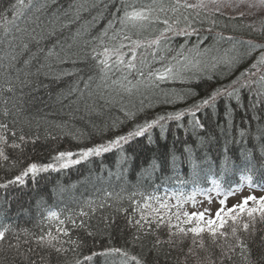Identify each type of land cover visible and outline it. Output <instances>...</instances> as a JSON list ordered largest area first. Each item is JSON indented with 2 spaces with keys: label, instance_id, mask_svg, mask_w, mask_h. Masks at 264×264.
Returning <instances> with one entry per match:
<instances>
[{
  "label": "trees",
  "instance_id": "1",
  "mask_svg": "<svg viewBox=\"0 0 264 264\" xmlns=\"http://www.w3.org/2000/svg\"><path fill=\"white\" fill-rule=\"evenodd\" d=\"M198 1L187 0L189 4ZM150 2L139 0L144 4ZM169 2L165 0V3ZM14 3L15 0H0V13ZM80 4H84V8L77 15L76 9ZM119 6V0H33V7L16 21L18 27L26 31L19 32L12 27L4 35L0 30V124L8 127L9 131L3 134L9 145L15 141L23 148L21 152L20 149L5 146L10 159H0V184H6L33 162L49 163L59 152L75 153L123 135L132 130L135 124L152 119L159 113L188 107L193 101L175 105H164L160 101L164 99V92L171 89H194L199 93L196 100L208 96L221 84L236 80L259 56V51L231 70L221 61L244 53L247 49L243 41L264 43V35L258 31L264 27V16L251 19L203 8L188 9L187 12L181 10L192 21L191 27L197 30L195 34L174 37L169 41L171 51L157 52L155 60L150 55L152 48L138 49L135 63L137 68H142L143 77L135 69H123L113 70L109 78L102 81V73L95 67L96 62L90 58L83 59L84 53L91 48V45L85 47L84 41L98 35L113 19V13ZM36 7H40V11L37 12ZM168 15L175 20L172 13ZM180 19L181 23L175 25L177 29L186 26L182 16ZM64 24H68V27H62ZM116 27L120 25L117 23ZM154 27L159 29L164 26ZM53 30L55 34L48 35ZM77 30L81 32L79 37L75 36ZM157 35L159 32L150 28L133 38L147 41ZM198 39L202 40L199 44L201 54L196 56L188 49L196 45ZM25 43L29 46L28 50L23 48ZM182 44L187 45L184 55L194 58L193 63L200 61L198 67L189 66L184 73L192 78V82L180 84L169 81L160 83L158 87L147 86L149 72L161 68L165 63L174 64L172 57L176 56ZM54 45L59 59L46 56ZM66 52L80 53V57L66 58ZM13 55L16 60L11 61L12 66L9 67ZM130 56L131 53L125 59ZM161 56L165 60L161 61ZM73 59L77 61L75 64L71 62ZM28 60L30 63L25 64ZM61 60L65 62L61 63ZM213 63L217 65L215 68L212 67ZM229 71L231 74H227ZM252 71L256 75L245 76L244 82L254 81L264 74V68ZM69 72L73 74L65 75ZM125 74H128L132 85H136L131 92L120 84H112L113 80H121ZM89 76L93 77L91 81L88 80ZM138 81L142 82L137 84ZM124 83L127 84V81ZM9 86L12 91H7ZM256 90L255 84L251 90L241 89L239 106L235 100L225 101L221 98L215 109H202L198 113L204 126L202 129L193 130L188 116L181 121L183 128L171 121L167 123L163 135L158 127L152 129L151 143L146 134L123 145V160L122 153L113 150L88 157L67 168L40 172L34 179L30 175L24 185L9 184L6 188H0V219L11 223L14 229L0 242V264H75L78 259L83 264H110L112 260L118 261L119 257H106L99 253L114 247L137 255L143 264H208L209 257L216 264H221L222 259L223 264H244L239 255V241L231 233L233 225L237 227L236 236L249 245L254 257L258 255L264 244V221H261L259 212L253 213V220L247 212L241 213L237 207L232 215H237L238 219L233 222L228 214L229 208L223 214L227 223L215 238L206 227L199 235L188 232L196 221L184 224L183 214L179 221L173 215L171 232L175 234L170 236L169 228L164 226L155 231L148 228L137 231L136 227L130 226L134 203L128 199L134 191L155 192L161 197H172L168 203L175 206L174 192H183L184 197L193 193L206 195L215 187L226 195L242 185L241 178L244 176L252 177V187L264 188V97L257 98L254 95ZM257 100L253 108L252 104ZM228 104L231 105L230 109ZM229 111L231 116L228 115ZM127 112L136 113V118L128 119ZM118 121L124 123L118 129H112L113 122ZM242 131L245 133L243 136ZM21 135L25 141L35 139V143H21ZM214 180L216 185L213 184ZM106 192H112L113 196L105 198ZM89 200L95 201L92 205L94 211L86 206ZM133 200L141 198L136 196ZM101 203L105 204L103 208L99 207ZM258 204L259 201L250 200L246 207H258ZM153 205L158 206L155 202ZM80 209L89 215L81 217L76 214ZM118 209H127V213ZM49 210L59 212L60 219L71 215L76 225L83 220L84 226H76L65 220L63 227L68 230L65 236L63 232H58L60 225L57 220L47 219ZM176 210L173 207L170 214ZM179 210L185 213L181 204ZM135 218L139 219L138 213ZM241 223H248L249 229L245 231L240 227ZM176 224L183 227L185 233H180L174 227ZM48 232L59 237L56 246L64 251L57 252L46 244L38 243V237L44 235L47 239ZM219 232L226 235L220 236ZM133 235L139 239L133 241ZM157 237L162 241L159 244L156 243ZM169 238L171 244L165 242ZM229 246L236 249L228 253L232 260L221 256L222 251L228 252ZM190 247L194 255L188 253ZM93 253L97 255L91 261H84V256Z\"/></svg>",
  "mask_w": 264,
  "mask_h": 264
},
{
  "label": "snow or ice",
  "instance_id": "2",
  "mask_svg": "<svg viewBox=\"0 0 264 264\" xmlns=\"http://www.w3.org/2000/svg\"><path fill=\"white\" fill-rule=\"evenodd\" d=\"M210 3L217 5L215 11L219 12L220 5L224 2V0H209ZM120 6L117 7L113 13V19L109 20L107 25L100 31L98 35L92 37L89 40L84 41V46L87 47L91 45L90 51L84 53L83 59H92L95 61V67L98 69L101 75V80H107L109 78V73L113 70L123 71V69L133 70L135 69L137 73L143 77L144 72L142 68H137L135 61L137 60V50L144 48H152L153 51L150 53L152 55L153 60L156 59L157 52L161 50L171 51L169 47V41L172 40L176 36H185L190 37L191 35L197 32L196 29L192 28V21L189 20L187 15H184L181 10L187 12L188 9L195 8H205L207 7L204 0H200L198 4H189L187 0H170L169 3H165V0H151L150 3L144 4L139 3V0H119ZM33 7V0H15L14 4H11L8 8H6L3 13H0V30L3 31L4 35H7L12 27H16V30L19 32H24L26 29H21L16 24V21L25 16L27 10ZM40 7H43L41 5ZM40 7H36V11H40ZM251 8H258L264 10V0H255L254 3L249 4ZM84 8V4H80L76 11L77 15L79 14L80 9ZM172 13L175 16V20H172V17L168 15V13ZM9 15L11 18L9 19ZM198 15V13H197ZM243 16V13H240ZM183 17L185 22V27L181 29H177L175 25L181 23L180 17ZM39 18L37 17V21ZM171 21V22H170ZM117 23L120 25L119 28L116 27ZM215 23V21H212ZM163 25L164 27L156 29L154 26ZM62 27H68V24H64ZM249 27H252L249 25ZM152 28L154 31H158L159 35H157L154 39L151 40H141L139 37L143 32ZM34 31V29H33ZM262 35H264V27L258 30ZM111 32V35L109 33ZM171 33L172 35H168ZM55 31H50L48 35H54ZM81 35L80 30H77L75 33L76 37ZM15 39V37H13ZM229 40L232 37H228ZM163 42V45H162ZM39 43V41H37ZM202 43V40L198 39L196 45H193L188 49L189 53H195L196 56L201 54L199 49V44ZM242 44L246 45V51L242 54L237 53V55L232 57H226L221 63H224L229 69H233L243 62L244 59L251 58L253 53L259 51V56L255 59V61L250 65L249 68L245 69L240 73V76L236 78V80L232 81L229 84H221L219 87L214 89L208 96L196 100L195 98L199 96V93L195 92L194 89H171L168 92H164V99L160 101L161 104L164 105H175L181 102L193 101L188 104L186 108H178L172 112H164L157 114L152 119H146L143 123L135 124L132 130L128 131L123 135H117L108 139L102 143H97L92 145L91 147H86L78 150L77 152H59L57 155L52 157V161L46 164H38L31 163L26 168H24L19 175H16L13 179L9 180L6 184H0V188H6L9 184H19L24 185L26 183V178L30 175L34 179L35 176L40 172H46L48 170H59V168H67L70 165L79 164L82 160L87 159L91 156H100L104 153L111 152L113 150H119L121 155V160L125 159L123 156V145L129 144L136 138L144 137L147 134V138L149 143L152 141V133L151 130L154 128H159L161 134L166 131V125L168 122L175 121L177 122V127L183 128L184 125L181 123L185 116L190 117L189 124L191 125L193 130L202 129L204 126L201 124L198 113L201 112L202 109L211 107L212 109L216 108L218 100L223 98L225 101L235 100L237 105H240V92L241 89L251 90L252 85H256V92L254 95L257 98L264 97V74L259 75L256 80H249L244 82L243 78L245 76H255L256 73L253 72V69L260 71L264 68V43L258 44L252 40L243 41ZM28 44H23L24 50H28ZM71 48V45H68ZM187 47L186 44H182L179 46V50L177 51L176 56L172 57V60L175 63H165L161 68L156 69L155 71L149 72L147 86H156L158 87L160 83L165 82H173L180 84H190L192 82L191 77H187L184 75L185 71L189 68V66L198 67L200 64L199 60H196L193 63L194 58H190L189 55H184V49ZM235 47V46H234ZM56 46L54 45L51 49L46 53L47 57L56 56L58 59L60 58L59 53L55 51ZM124 49L128 51L125 52ZM63 50V49H62ZM38 51H43V49H39ZM206 51V50H205ZM131 53L129 59H125L128 54ZM75 56L77 58L80 57V53H65V57ZM182 56V59L180 57ZM161 61L165 60V57L161 56L159 58ZM16 56H11V60L9 63V67L12 66L11 61H15ZM65 62V60H61V63ZM75 64L77 61L73 59L71 61ZM30 60L25 61V64H29ZM141 64H144V60H141ZM217 65L213 63L212 67L215 68ZM43 67V65H41ZM73 73H65V75H71ZM130 74V73H129ZM227 74H231L230 71ZM93 79L92 76L88 77V80L91 81ZM211 79V77H209ZM127 81V84L124 83ZM142 81H138L137 84ZM112 84H120L122 88L126 91L131 92L133 87L136 85H132V82L128 80V74L123 75L121 80H113ZM239 85V87H236ZM87 83L85 87H87ZM7 91H12V88L9 86ZM257 101H254L252 107L255 108ZM151 107V105H150ZM227 107L230 109L231 105L228 104ZM228 115L231 116V112H228ZM126 117L128 119L134 120L136 118V113L127 112ZM124 123V121L113 122L111 125L112 129H118L120 124ZM8 127L6 124H0V159L3 161H9V156L6 154L5 146H9L13 149H20L23 152V148H21L20 143H16L13 141L9 145V141L6 136L3 134L7 132ZM245 133L242 131L241 135L243 136ZM13 137L15 133H12ZM83 135V134H81ZM21 143H35V139H31L30 141H25V137L21 135L19 137ZM82 142V141H80ZM76 156V159L72 157ZM2 166V165H0ZM14 166V162H13ZM59 166V167H58ZM193 168H195V164L193 163ZM241 179L249 181L251 185L252 177L246 176ZM216 181H213V184L216 185ZM231 191H235L234 189ZM230 194V193H228ZM119 197V193L116 194ZM176 199V205H170L168 200L172 197H161L155 194V192H144V191H134L129 196L128 199L132 200L134 203L133 213L129 218V225L132 227H136L137 231L143 230L144 228L152 229L153 231L158 230L161 226L169 228V235H174L175 233L171 232V220L174 215L175 218L179 221L181 215L183 214L185 219L182 221L184 224H191L193 220L196 221L195 225L190 227L187 231L199 235L205 231V227L207 231L212 234L215 238L217 232L220 229L225 227L227 221L224 219L223 208H220L215 213L214 219L205 220V214L203 212L200 213H181L179 210V205L183 202L184 193L183 192H174L172 194ZM196 193L188 196L187 199H195ZM113 196L112 192H106L105 198H110ZM139 196L141 200H133L134 197ZM256 202L257 198L254 196L247 197L243 200V202L239 205L233 206V208L228 210V214L230 215V219L235 222L237 221V215H232L235 212V209L238 207L241 213L247 212V215L253 220V213L259 212L261 221H264V198L259 199L258 207H246L249 201ZM153 202H155L154 206ZM226 200H222L220 203L226 204ZM95 201L89 200L86 202V206L92 209V205ZM105 206L104 203H101L99 207L103 208ZM175 207L177 210L174 213H171V209ZM93 211L95 209H92ZM119 211H123L127 213V209H118ZM63 211V210H62ZM139 214V219H136V214ZM81 217H87L88 212L80 209L78 213ZM47 219L52 220L55 219L59 222L60 227L58 228V232H63L65 236L68 235V230L63 227L65 220H68L73 225H76L75 219L71 215H66L65 219H60V213L55 210H49L47 213ZM167 221V222H166ZM219 221V223H217ZM143 222V223H142ZM153 225H155V229H153ZM76 226H84V221L81 220L79 225ZM174 227L178 229L180 233H185V229L180 227L179 224H176ZM240 227H242L245 231L249 229L248 223H241ZM13 225L0 219V242H3L6 239V234L13 232ZM27 231V230H25ZM231 233L236 239L239 241L240 252L239 255L243 259L244 264H264V244L261 246V251L255 257L253 256L252 249L249 245L240 239V237L236 236L237 227L235 225L231 226ZM92 235V233H89ZM220 236H225V232H219ZM18 239V237H17ZM139 239L138 236L133 235V241ZM59 240L58 236H53L51 232L47 233V239H45L44 235L38 237V243L46 244L47 246L55 249L57 252L64 251L62 247L58 248L56 246V241ZM264 241V238H262ZM162 241L157 237L156 243L159 244ZM166 243L171 244L172 240L169 238ZM75 243V242H73ZM195 244L196 241L193 240ZM215 243V239L213 240ZM201 246L202 243H201ZM74 250V249H73ZM236 249L232 246H229L228 252H221L222 257H226L228 260H232V256L228 253L235 252ZM188 253L194 255V250L190 247L188 249ZM97 255V253H93L92 255L84 256V261H91L93 256ZM99 255H103L106 257L110 256H118L119 260H112L110 264H143V261L137 256L130 254L126 249L123 248H109L106 251L99 253ZM75 264H83L81 260H76ZM208 264H216V261L209 257ZM221 264H223V259L221 260Z\"/></svg>",
  "mask_w": 264,
  "mask_h": 264
},
{
  "label": "rangeland",
  "instance_id": "3",
  "mask_svg": "<svg viewBox=\"0 0 264 264\" xmlns=\"http://www.w3.org/2000/svg\"><path fill=\"white\" fill-rule=\"evenodd\" d=\"M204 2L207 7L203 9L215 11L217 5L210 3L209 0H204ZM254 2L255 0H224L220 5L219 11L232 16L243 13V16L251 19L264 16V10L249 7V4ZM198 3H200V0L196 4ZM234 190L230 194L225 195L218 188L213 187L206 195L196 194L194 200L187 199L188 196L184 197L181 206L185 212L190 214L203 212L205 214V220H207L214 219L218 209L223 208V215L229 208L241 204L247 197L254 196L257 198V202L260 198H264V188L257 189L252 187L249 181L244 179L242 185ZM222 200H226V204L222 205L220 203Z\"/></svg>",
  "mask_w": 264,
  "mask_h": 264
}]
</instances>
